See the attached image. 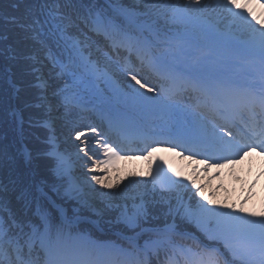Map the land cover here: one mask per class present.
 I'll list each match as a JSON object with an SVG mask.
<instances>
[{
  "label": "snow or ice",
  "instance_id": "6c2138e0",
  "mask_svg": "<svg viewBox=\"0 0 264 264\" xmlns=\"http://www.w3.org/2000/svg\"><path fill=\"white\" fill-rule=\"evenodd\" d=\"M250 2L28 0L24 16L10 19L22 31V42H31L32 51L11 56L27 62L30 99L23 108L8 112L21 149L11 152L0 147V264H126L120 259L127 255L124 248L98 243L80 231L90 218L97 226H120L131 248L146 254L166 250L168 264H177L179 257L186 264H264V211L245 213L243 208L235 211V205L231 210L228 205L218 206L206 195L205 186L197 187L187 178L173 179L163 162L151 166L161 144L171 145L167 150L173 152L183 148L188 159L205 156V171L212 167L208 161L222 167L256 149L264 155V19L251 11ZM206 6L226 11L247 39L240 42L235 33H217L211 26L201 32L218 46L239 47L250 71L238 73L236 69L243 67L238 61L192 56L191 49L201 46L196 36L164 30L169 24L199 19L194 14ZM121 49L135 52L167 86L151 83L128 60L119 68L127 79L122 85L101 64V57L111 61L110 53L118 55ZM256 68L258 77L252 71ZM8 82L20 91L11 78ZM189 88L199 93L198 106L210 110L213 122L170 127L169 139L155 140V133L144 129L134 112L164 96V108L174 116L180 111L177 96ZM98 107L107 113V126L82 123V114ZM216 119L239 123L244 136L237 139ZM58 122L68 129L74 154L61 149ZM33 130L43 139L37 135V143L29 146L25 133ZM136 140L145 144L149 178L133 179L121 187L122 181H110L107 172L117 160L131 158L121 153L131 151ZM42 158L49 175L41 172ZM77 162L87 170L83 179L73 174ZM5 169L7 182L2 178ZM101 171L103 175L95 174ZM185 189L192 192L187 199L181 195ZM113 209L118 215L105 220ZM161 217L162 227H144ZM177 220L185 228L194 227L211 244L195 248L178 244L177 237L196 238L182 231ZM145 232L151 235L141 247L138 240Z\"/></svg>",
  "mask_w": 264,
  "mask_h": 264
},
{
  "label": "rangeland",
  "instance_id": "374dc122",
  "mask_svg": "<svg viewBox=\"0 0 264 264\" xmlns=\"http://www.w3.org/2000/svg\"><path fill=\"white\" fill-rule=\"evenodd\" d=\"M239 2L244 3L245 0H239ZM261 5L263 4L260 0H251L249 7L257 17L264 19V7ZM97 109L100 116L103 115L105 118L107 117V113L103 112V109L99 107ZM200 119H203V116H200ZM56 127L58 132L60 131L59 133L61 134V137L59 138L60 144H65V150H67L69 154H74L76 150L71 147V144L73 145L72 138H69V136L64 133L65 127H63L60 122L57 123ZM167 149L168 148H165L161 151L160 149L156 150L151 164L152 168H156L159 163L163 162L164 170L167 172L168 169L167 174L169 173L168 176L170 175L173 179L185 178L184 171L187 170L189 181L194 180L196 186H205V189L208 190V195L216 201L218 206L227 205L235 198H243L244 200L241 199L242 201L240 206L245 212L251 207L254 208L255 205L258 207L260 195L258 194V197L252 196L249 199L247 192L252 182L250 180L252 176H257L259 180L264 178V155H261V152L248 153L241 161L229 163L222 167L212 165L211 168L205 171V162L197 161L193 158L188 159V157H185L184 155H177V153H180L178 151L173 152L168 151ZM144 156L145 154L131 156L130 159H119L111 167L118 166L122 163V168L118 172H115V174L121 176L124 174L132 175V173H140L142 175L139 176V178L142 177L144 179H148L149 161L145 159ZM73 159H75L74 155ZM256 163L261 168L260 170H255L254 167ZM166 165L167 169L165 168ZM169 166L171 167L169 168ZM181 166L184 170H182ZM176 173H179V177L175 175ZM189 175H191L192 178H190ZM121 181H124L122 176ZM122 184L124 183L122 182ZM134 187L135 185H133V188ZM197 198L198 197H196V199ZM245 200H247L246 203L244 202ZM100 201V199H97L96 203L100 205ZM235 211H239L238 207H235Z\"/></svg>",
  "mask_w": 264,
  "mask_h": 264
},
{
  "label": "trees",
  "instance_id": "16d2710c",
  "mask_svg": "<svg viewBox=\"0 0 264 264\" xmlns=\"http://www.w3.org/2000/svg\"><path fill=\"white\" fill-rule=\"evenodd\" d=\"M185 2V0H182ZM28 7V0H0V147L5 148L8 151L15 152L21 149V144L18 142L19 137L16 133L15 126L8 116V112L13 107L23 108L24 101L30 99V95L27 91V84L29 82V77L26 75V64L27 62L22 59L12 60L11 56L16 53L19 55H29L32 51L31 42H22V31L17 28L14 24L10 23L12 17L22 18ZM7 69V70H6ZM119 72V70L117 71ZM9 78L19 87L20 91H15V88L11 87L9 84ZM63 125L62 122H60ZM63 127H65L63 125ZM60 129V128H59ZM65 129H67L65 127ZM58 131V130H57ZM68 133V130L66 131ZM37 135H43L41 132H36L33 130L31 133H25V143L29 146L35 145L37 142L35 137ZM75 147V145L73 144ZM41 172L44 175H49L47 171V162L45 159H40L38 161ZM109 180L112 182L121 181V176L124 179L122 181L124 184H128L130 180L142 181L137 176L131 175H117L115 173H110L107 175ZM5 182H7V170L5 169L3 177ZM121 183V187L124 186ZM100 187V186H97ZM108 191L107 189L101 188V191ZM131 190V189H130ZM119 202V198H114ZM102 205V201L99 202ZM118 214V210L113 209L105 220L114 219ZM170 220V219H169ZM164 223L163 217L150 221L145 224L144 227H158ZM181 228H185L183 224L180 223ZM182 225V226H181ZM104 227H113L118 229V225H108L103 224ZM93 229V228H92ZM188 230H194V227H187ZM95 232V230L93 229ZM195 231V230H194ZM143 243V242H142Z\"/></svg>",
  "mask_w": 264,
  "mask_h": 264
}]
</instances>
